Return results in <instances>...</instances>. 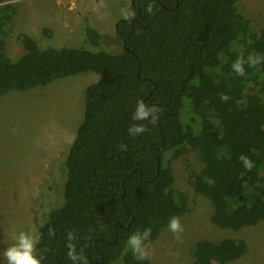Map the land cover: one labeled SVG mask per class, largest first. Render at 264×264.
<instances>
[{"label":"trees","instance_id":"16d2710c","mask_svg":"<svg viewBox=\"0 0 264 264\" xmlns=\"http://www.w3.org/2000/svg\"><path fill=\"white\" fill-rule=\"evenodd\" d=\"M249 23L238 0H132L115 30L119 54L41 48L21 34L23 54L11 61L5 39L12 6H0V98L80 73L99 76L84 91L65 156L64 203L38 228L41 264H74L69 245L81 256L75 264H149L127 246L129 238L150 229L147 246L185 214L170 163L190 153L202 167L188 182L211 204L215 226L264 222V26L253 31ZM87 38L99 46L95 30ZM250 55L259 57L255 66ZM238 57L243 76L232 67ZM139 101L158 111L134 119ZM134 126L145 131L130 134ZM246 248L238 239L201 240L192 257L195 264H227Z\"/></svg>","mask_w":264,"mask_h":264},{"label":"rangeland","instance_id":"374dc122","mask_svg":"<svg viewBox=\"0 0 264 264\" xmlns=\"http://www.w3.org/2000/svg\"><path fill=\"white\" fill-rule=\"evenodd\" d=\"M239 11L253 31L264 26V0H238ZM132 0H0L12 6V26L5 39L11 61L23 54L21 34L39 47H78L119 54L116 36ZM100 35L93 48L87 30ZM45 30L50 35L45 34ZM99 76L85 72L58 79L26 91H12L0 98V262L8 263L5 251L16 245L21 233L36 238L46 214L64 203V160L81 117L84 91ZM264 99V94L258 92ZM168 154L165 159L169 158ZM175 193L187 199V211L179 219V239L169 224L158 238L145 246L149 264H195L192 251L201 240L238 239L246 244L240 258L227 264H264V222L239 230L222 229L212 221L213 208L188 182L202 167L196 153L170 163ZM60 204V205H59ZM130 247L129 243L127 245ZM111 264H124L121 259Z\"/></svg>","mask_w":264,"mask_h":264},{"label":"clouds","instance_id":"9594fccd","mask_svg":"<svg viewBox=\"0 0 264 264\" xmlns=\"http://www.w3.org/2000/svg\"><path fill=\"white\" fill-rule=\"evenodd\" d=\"M150 10L151 7L149 6V11ZM248 60L250 66H255L256 64L259 63V57L254 58L250 55ZM243 64H244L243 58L238 57L237 60L232 65L233 70L241 76L244 75ZM222 99L227 100V97L223 96ZM157 111L158 110L155 108H147L142 101H139L133 118L136 120L147 119L149 115ZM152 118L153 120H155L157 117L153 115ZM144 131L145 128L143 126H134L129 129L130 134H140ZM241 159L244 161L245 167L248 170H251V168L253 167L252 162L248 160L246 157H242ZM169 229L176 235V238L179 239L178 234L183 232V228L180 225L178 217L171 218ZM150 233H151L150 229H145L143 233L137 232L129 238L128 243L132 248L134 255H137L138 259H143L146 256V252L144 250L145 248L144 241L148 238ZM72 238L73 236L69 234V239ZM36 243L37 240L35 238L28 236L24 233H21L18 238L17 244L8 248L4 253V255L7 258L8 264H41V260L34 255ZM69 248L70 250L68 252V258L71 259L75 264V262L78 259H81V256L75 254V250L73 246L69 245Z\"/></svg>","mask_w":264,"mask_h":264},{"label":"crops","instance_id":"0c3cea01","mask_svg":"<svg viewBox=\"0 0 264 264\" xmlns=\"http://www.w3.org/2000/svg\"><path fill=\"white\" fill-rule=\"evenodd\" d=\"M96 1H98V0H96ZM84 2L86 3V0H84Z\"/></svg>","mask_w":264,"mask_h":264}]
</instances>
